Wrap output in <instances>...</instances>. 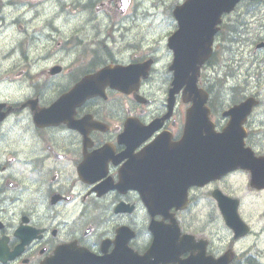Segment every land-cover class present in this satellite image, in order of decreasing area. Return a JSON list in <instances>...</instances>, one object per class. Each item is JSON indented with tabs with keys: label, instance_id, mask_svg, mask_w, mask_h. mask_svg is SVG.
<instances>
[{
	"label": "flooded vegetation",
	"instance_id": "af4514ba",
	"mask_svg": "<svg viewBox=\"0 0 264 264\" xmlns=\"http://www.w3.org/2000/svg\"><path fill=\"white\" fill-rule=\"evenodd\" d=\"M45 1L0 0V264H95L122 247V240L141 255L152 241L150 223H168L163 216L174 219L181 235L205 241L207 256L218 258L231 250L234 262L264 263L263 258H243L245 250L236 252L248 238L264 234L245 218L250 215L240 196L238 212L249 227L246 235L235 238L224 226L229 236L224 245L218 234L192 226L194 212L223 223L213 193L237 199L225 187L236 174L245 178L246 193L264 213V97H254L256 106L244 122L243 161L253 169V177L249 170H235L202 186L183 179L171 183L175 176L148 149L158 143L154 150L161 154V144L180 152L192 104L183 102L181 93L169 104V63L142 55L141 21H108L100 28L101 5L120 14L126 11L127 17L133 0H123L124 12L122 0H78L92 15L74 21L67 33H62L66 23L61 21H34V7ZM11 5L26 7L28 16L9 17ZM254 22L264 29V22ZM238 24H221V49L227 38L239 37ZM13 28L20 34L15 47L4 43L13 39ZM55 37L56 45L50 47L49 39ZM144 63L145 77L131 82L128 92L100 82L102 91L81 100L78 86L97 87L80 85L86 78L107 67ZM244 101L219 102L218 108L208 104L216 131L226 126L222 114ZM252 179L261 187H252ZM147 198L154 200L151 212ZM118 232L122 235L117 242ZM189 254L183 251L181 257Z\"/></svg>",
	"mask_w": 264,
	"mask_h": 264
},
{
	"label": "rangeland",
	"instance_id": "374dc122",
	"mask_svg": "<svg viewBox=\"0 0 264 264\" xmlns=\"http://www.w3.org/2000/svg\"><path fill=\"white\" fill-rule=\"evenodd\" d=\"M77 1L78 0H47L45 2H42L38 5L41 6V9H39V13L36 12L38 6L34 7L32 11L33 14L38 13V17L35 18L34 21H43L45 17H47L48 21H70V23H75L74 21H87L88 18L92 15V11H82L80 6L77 4ZM83 1L85 0H81V2ZM178 1L180 0H133L132 9L130 10V14L127 17L121 15L119 11L109 10L106 5L100 6V4H97L98 7L100 6L97 11H100L101 13L99 14V21L102 22V26L100 28L104 30L106 26L109 25L108 21H122L120 22V24H122L123 22L124 24L129 23L130 21L134 20V18L137 16V13L144 14L143 10L141 12V9H149L150 12H154L158 15L157 20H155L156 22L154 26H144L143 21H150L149 19H145V15H142V17L144 18L143 20L142 18L141 20H137L141 21V25L143 23V28L145 29V40L143 42V46L145 47L148 42L153 41L151 39L153 36H155V38L158 37L161 30L163 29V23H167V21H173L170 18L171 6ZM136 2L138 4H136ZM245 7V5H242L240 7V10H242V13H239L240 19H245V21H264V7L253 11L252 14L242 16V14H244L243 8ZM137 8L140 9L138 10ZM11 11L12 14L10 16L12 17L16 13V10L12 9ZM101 17H104V19H102ZM94 21L95 20H93V22ZM149 27L150 29H148ZM11 31L12 35H14L13 39L17 41L19 39L20 34L18 33V31L15 30V28H13V30ZM256 31L261 32L262 30L256 29ZM168 32L169 26L162 30L163 37L161 46L163 49H165L163 45V40ZM7 42L8 40L4 41L5 44ZM53 44L54 46L56 45L55 43L50 42L49 46L51 47L53 46ZM247 46H249V44L247 43L245 46H234L235 51L232 53L227 52L224 49L217 50V61L215 64H225V67H223L222 72L231 77V85L238 83L243 87H252L254 85H257L260 86L261 91H263L264 93V54L262 55V62L259 64H255L252 60L250 52L251 48H247ZM59 48H63L61 42ZM250 61L253 63L254 72L250 77H248L244 73H240L237 69L239 68V64L241 62L243 63L244 68H247ZM213 70L214 69L212 68H207L203 72V81L206 87H208L207 84L209 80L215 78V75H211V73H213ZM245 185V178L239 174L228 178L227 182L225 183V187L229 193L237 197L240 196L241 198H243L244 204L246 205L245 208L248 209L247 214L250 215L249 217L246 216L245 218L251 224L254 225L257 231L259 229H264V213L262 212L261 208L255 206L253 200L249 197V193H246ZM192 219L196 220L195 227L205 229L208 234H218L220 237L223 238L224 245H226V241L229 236L221 220H218L214 217L206 219L203 218V216L196 214L195 212ZM192 226H194L193 223ZM213 238L215 239V237ZM249 247H252L250 249H255L260 254V256L264 257V234H262V237L260 238H248L246 241H244V243L239 245V248L241 250L247 249Z\"/></svg>",
	"mask_w": 264,
	"mask_h": 264
},
{
	"label": "water",
	"instance_id": "95a60500",
	"mask_svg": "<svg viewBox=\"0 0 264 264\" xmlns=\"http://www.w3.org/2000/svg\"><path fill=\"white\" fill-rule=\"evenodd\" d=\"M240 0H186L181 7H177L174 12V18L179 21L181 34L184 32L186 25L192 26V38L190 45V54L185 55V46L180 54V57L175 59L174 70L175 79L174 87L176 91L186 84L187 91L192 94L194 98H201L202 101L194 103V117L193 120H205L207 112H202V105L206 98L204 93L201 97L197 90L196 76L198 73V66L207 60L211 53V44L213 36L217 31L216 26L220 23L221 15L229 13L233 10L236 3ZM178 36H175L177 38ZM178 64V65H177ZM192 72V79L188 73ZM192 83V86L190 84ZM200 109V111H199ZM234 113H231L233 116ZM207 138L200 139L195 134L193 140L197 141L200 146V151L204 154L206 162V170L209 174L214 172H226L227 170L235 169L237 166L236 157H239L237 150L238 141L229 134H222L220 136H212L210 132ZM216 137L214 140L213 138ZM196 149H194L195 151ZM213 156H217L214 158ZM214 168V169H212ZM220 204H222L220 202ZM236 202H228L220 206L221 212L224 216L226 224L233 230L238 231L237 224L238 216L236 214ZM244 234V233H243ZM163 236L158 235L153 242L150 250L144 256L139 257L131 250H122L114 254L112 264H166L165 259L160 255L164 250ZM168 249V248H167ZM122 254L124 255L122 258ZM227 260L220 259L218 261L198 262L195 260L179 261L178 264H227ZM171 263V262H170Z\"/></svg>",
	"mask_w": 264,
	"mask_h": 264
}]
</instances>
